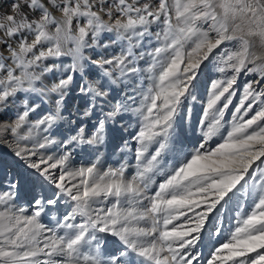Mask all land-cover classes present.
<instances>
[{"label":"snow or ice","instance_id":"1","mask_svg":"<svg viewBox=\"0 0 264 264\" xmlns=\"http://www.w3.org/2000/svg\"><path fill=\"white\" fill-rule=\"evenodd\" d=\"M154 24L159 30L153 33ZM153 39L151 51H138ZM113 45L119 51L105 55ZM145 55L151 59V83L134 109L139 123L134 174L126 178L123 163L104 172L96 163L69 171L68 154L55 162L51 156L32 159L37 151L17 143L14 155L28 175L13 176L9 190L0 193V264H199L197 249L223 235L226 206L236 214L234 229L227 242L216 241L206 264H264V0H13L0 14V111L26 95L20 98L22 114L2 130L19 141L35 129L52 128L63 118L67 90L79 76L84 115L100 107L102 118L91 135L81 127L63 143L102 144L106 122L137 104L135 89L115 103L107 97L125 80L132 87ZM210 57L222 78L208 91L199 121L202 139L189 147L182 109L186 100L196 99L194 81ZM61 58L69 62L57 63ZM57 69L62 76L44 84ZM241 74L253 79L226 121ZM27 94L41 102L51 97L55 111L21 136L18 130L39 106ZM105 103L110 110H103ZM214 136L220 142L206 147ZM44 141L36 147L55 143ZM52 169H60L58 177ZM26 182L33 191L30 213L11 203ZM46 184L51 195L43 191ZM62 198L73 202L72 210L61 218L53 212L50 225L42 222V214ZM106 236L113 238L111 249Z\"/></svg>","mask_w":264,"mask_h":264},{"label":"rangeland","instance_id":"2","mask_svg":"<svg viewBox=\"0 0 264 264\" xmlns=\"http://www.w3.org/2000/svg\"><path fill=\"white\" fill-rule=\"evenodd\" d=\"M144 2L145 0H141V3ZM152 2L153 4H155L158 2V0H152ZM12 3L13 0H0V14L7 13L9 11V5L11 6ZM109 23H111V21H109ZM158 30L159 27L156 24L151 26V31L153 33ZM104 38L106 39V37ZM154 44V39L151 43L145 41L143 47L138 49V51H143L147 53L148 51H151ZM99 51L100 50L97 49V52ZM118 51L119 46L113 45L104 54L111 55ZM86 54L92 55L93 58H95V53H93L91 50H89ZM215 54L216 53L214 52L213 56ZM68 62L69 60L67 58H61L57 61V63L64 64H67ZM48 63H50V61H48ZM150 63V57L145 55L143 60L137 62V67L141 69V72L139 76L135 79V82L132 83V87H127L130 81L125 80L123 83H118L117 85H115V90L109 93V96L107 97L108 101H110L111 103H115L116 100L123 99L129 92L132 91V89H135V97L137 104L132 106L133 111H126L121 115L117 116L114 120L106 122L105 136L102 144L90 146L63 143L67 141L71 136L75 135L77 130L81 127L85 129L86 135H91L94 124L99 118H102L100 107H97V109L90 115H84L86 100L78 90V84L80 83L79 76L75 77L74 82L69 86L67 90V94L65 96L63 107L61 110V116L63 118L58 120L56 124L47 131H43L42 129H35L28 140L18 141V137L14 136L10 131L2 130L3 125L12 124L17 119V116L19 114H22L23 106L20 102V98L26 94L20 93L16 98L10 100L7 106L3 109V111H0V193L9 190L8 180H10L13 176L19 174H23L25 176L28 175V170L25 168L23 162L14 155V151L17 149V143H19L20 148H28L37 151V156L33 157L32 159H38L40 157L47 158L51 156L53 157V160L50 162H55V160L61 155L68 154L69 161L67 164V169L69 171L70 167L72 166V163L79 165L80 162L77 161L80 159V157H82L80 161H82V165L84 166H89L91 163H96L97 166H99L100 162L103 159V156H105L107 153L109 154V159L107 163L109 165L108 169L117 168L122 163L126 164L127 167L125 170V177L127 176L126 178H131L128 174L131 173L133 175L135 172L136 161L134 159V156L136 148L138 147L133 137L139 131L138 118L135 114L134 109L137 105L142 102L140 99L142 90L146 89V87H148L151 83V81H149L148 79V76L150 75L148 71ZM214 67L215 66L213 62V57H210L209 60L203 62L197 78V82H194L195 87L192 89V93L196 97V99L192 100L191 98H189L188 100H186L185 108L182 109V115L188 117L187 137L190 138H188L187 144L189 147H191V145L193 144L200 142L202 139V126L200 125L199 121L202 119L201 117L203 115V109L206 106L208 91L211 87L208 81L210 80V77L214 75V72L212 71ZM94 73L95 69L92 70V74ZM60 76H62V71L60 69H57L55 73H48L43 79V83L50 84V82H53L56 78ZM251 79H253V77L250 75H239V79H237L236 84V86H238L237 94L233 98V103L230 106L229 110L226 112V121H231L234 106L239 102L240 95L243 91L244 83H247ZM37 86H40L39 81L37 82ZM200 92L203 94L201 99L199 98L201 96L198 95ZM27 95L30 104L39 106L36 107L35 111L29 113V116L27 117V123L21 129L18 130L19 135L21 136L28 135V129L37 120L43 118L50 112L55 111V104L51 97H44L43 102H41L40 97L35 96L33 94ZM109 106L110 105L107 103L103 104V110H110ZM252 114L253 113H249V116ZM225 127H227V125H225ZM193 132H196V137L194 140L191 139L193 137L191 136ZM120 134L125 135L122 138L124 140H122L121 145H119L118 147L113 146L112 148V137L119 138ZM44 137H48L49 140H54L55 143L48 144V146L43 149L37 148L36 145L38 143L45 142ZM125 142H127V148H124ZM218 142H220V137L214 136L207 141L206 147L213 148ZM84 158H87V160H85ZM108 169L105 168V170ZM51 172L56 177H58L60 169H52ZM160 179L162 178L156 177L157 181H159ZM78 182L79 180L77 179V183ZM155 187L156 185L153 184L152 189L149 191V195L152 194V192L155 190ZM37 191H41V189H37ZM43 191L45 195H51V191L49 190V186L47 184L45 185ZM32 195V184L31 182H26L20 186L16 196L11 201V203L17 207L26 208L30 213L33 210L29 205V201L31 200ZM72 203L73 202L71 201H67V198H62L56 208L50 211L47 216H44L42 214V222L50 225L53 222V212L55 213L57 218H61L64 214L72 210ZM2 207L3 205H0V208ZM235 215L236 214L234 212L228 210L227 206L225 209L222 210L221 218L223 219V224L220 226L222 227L223 235L217 234L215 236V239L211 240L210 242L206 241L204 245L197 249L198 253L202 257L199 260V264H206V261L211 258L210 252L213 250L212 246L216 245L217 240L227 242V238H230V231L234 229L236 223L234 219ZM75 222L80 223L81 218L77 217ZM182 222L183 218H181V220L179 221H174V223L177 224ZM216 224V221H214L212 224H209V230L214 231ZM105 239L109 241L106 247L108 249H111L108 246H112L111 240L113 238H111L110 236H106ZM131 259L135 261L136 257L133 256L131 257ZM194 264H196V262H194Z\"/></svg>","mask_w":264,"mask_h":264},{"label":"bare ground","instance_id":"3","mask_svg":"<svg viewBox=\"0 0 264 264\" xmlns=\"http://www.w3.org/2000/svg\"><path fill=\"white\" fill-rule=\"evenodd\" d=\"M3 6V5H2ZM9 9H10V5H9ZM213 72H214V75L213 76H211L210 77V80L208 81V83H210V85H211V83H212V81H214V80H217V79H220V78H222V74H220V73H218L216 70H215V67H214V69L212 70ZM238 79H239V77H238ZM194 82H197V79H196V81H194ZM202 84V83H201ZM246 83H244V85H245ZM199 85V84H198ZM235 88H236V92H237V90H238V86H234ZM202 93H203V91H202ZM201 92L198 94L199 96H201V97H199L200 99L202 98V96H203V94H202ZM241 95H242V93H241ZM240 95V96H241ZM110 107V106H109ZM185 117V116H184ZM202 118V117H201ZM188 117H185V126H186V129L188 130ZM123 122V121H122ZM126 127V126H125ZM126 134V133H125ZM125 135H123V134H120L119 135V138H115V137H112V139H111V142H112V148H113V146H116V147H118L119 145H121V143H122V140H124V139H122L123 137H124ZM191 136H193L191 139L192 140H194L195 139V137H196V132H193L192 134H191ZM188 138H190V137H188ZM111 155V154H110ZM108 156H109V154H107L106 153V155L105 156H103V159H102V161L100 162V165L99 166H97L98 167V169H99V171L100 172H104V171H106L105 170V168L106 169H108ZM84 157V156H83ZM55 158V157H54ZM81 158L82 157H80V159L77 161V159H76V161L77 162H80L79 163V165H76L75 163H72V166L71 165H69V166H71L70 167V171H74V170H76V169H78L79 167H86V166H84V165H82V161H80L81 160ZM85 160H87V158H84ZM74 161V160H73ZM75 161V162H76ZM76 162V163H77ZM87 162V161H86ZM85 162V163H86ZM130 177L132 176V174L130 173V174H128ZM127 177V176H126ZM72 183H77V180H73L72 181ZM109 248H111L110 246H108Z\"/></svg>","mask_w":264,"mask_h":264}]
</instances>
